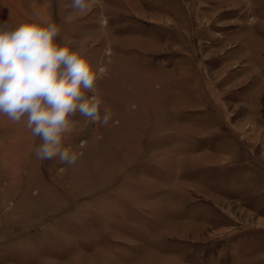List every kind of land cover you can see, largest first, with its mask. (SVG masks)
I'll use <instances>...</instances> for the list:
<instances>
[{"label":"rangeland","instance_id":"1","mask_svg":"<svg viewBox=\"0 0 264 264\" xmlns=\"http://www.w3.org/2000/svg\"><path fill=\"white\" fill-rule=\"evenodd\" d=\"M70 3L0 22L55 23L117 123L70 117L68 166L0 117V264H264V0Z\"/></svg>","mask_w":264,"mask_h":264},{"label":"clouds","instance_id":"2","mask_svg":"<svg viewBox=\"0 0 264 264\" xmlns=\"http://www.w3.org/2000/svg\"><path fill=\"white\" fill-rule=\"evenodd\" d=\"M69 7L82 14L99 8L100 23L107 22L103 0H71ZM60 33L53 22H0V117L13 124L23 122L41 140L34 151L38 160L55 159L59 165L72 166L82 153L62 144L64 134L71 131L70 117L79 114L101 126L117 122L110 109L101 113L96 90V81L107 69H94L80 51L59 43ZM57 171L63 173L64 168Z\"/></svg>","mask_w":264,"mask_h":264}]
</instances>
